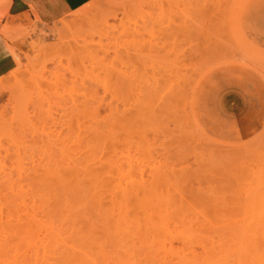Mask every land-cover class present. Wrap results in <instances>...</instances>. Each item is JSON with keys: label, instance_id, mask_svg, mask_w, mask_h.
Returning a JSON list of instances; mask_svg holds the SVG:
<instances>
[{"label": "rangeland", "instance_id": "rangeland-1", "mask_svg": "<svg viewBox=\"0 0 264 264\" xmlns=\"http://www.w3.org/2000/svg\"><path fill=\"white\" fill-rule=\"evenodd\" d=\"M224 1L2 25L21 60L0 79V157L41 264H264V0Z\"/></svg>", "mask_w": 264, "mask_h": 264}, {"label": "bare ground", "instance_id": "bare-ground-1", "mask_svg": "<svg viewBox=\"0 0 264 264\" xmlns=\"http://www.w3.org/2000/svg\"><path fill=\"white\" fill-rule=\"evenodd\" d=\"M203 2V0H202ZM223 2H225L223 0ZM206 3H208V1H206ZM212 3V2H210ZM227 3V2H226ZM203 4V3H202ZM207 5V4H206ZM209 5L211 6V4H208L207 5V8L209 7ZM200 6H202L200 4ZM204 6V5H203ZM215 6V5H213ZM222 6V5H220ZM217 7V6H216ZM223 7V6H222ZM206 8V6L204 7V9ZM207 8L205 10H200L201 12L200 13H205V12H210L212 9L210 8V10ZM214 9V7H212ZM220 8V7H219ZM227 8V7H226ZM203 9V7H202ZM223 10V9H222ZM224 10H226L224 8ZM82 13V16L81 17H86L90 14L91 10L90 9H83L81 8L80 10H78ZM76 11V12H78ZM205 11V12H204ZM215 10H212L211 12H213ZM75 12V13H76ZM207 12V13H208ZM92 13V12H91ZM94 13V12H93ZM226 13V12H225ZM80 14V13H79ZM75 15V14H74ZM209 17V16H208ZM213 17V16H212ZM202 18V17H201ZM210 18V17H209ZM262 19V20H261ZM212 20V18H211ZM226 20H227V17H226ZM242 20H244V17L242 18ZM262 22H261V21ZM204 21V19H203ZM206 22V20H205ZM104 23V22H103ZM108 23V22H107ZM204 23V22H203ZM208 23V21H207ZM241 23V22H240ZM264 25V17L263 18H259L258 19V27H259V31L256 32V35H254L253 33V37L254 39H258V41L260 42L259 45L260 46H264V38L262 35H257V33H263V30H262V27L261 25ZM214 24V23H213ZM243 24H244V21H243ZM66 25V23H64V26ZM103 25V24H102ZM105 25V23H104ZM215 26V24H214ZM106 27V26H105ZM111 28V27H110ZM2 32L4 33V35H9L10 31L4 29L2 30ZM33 32H36L35 30H33ZM249 33V32H248ZM90 34V33H89ZM251 34V33H249ZM251 34V35H252ZM264 34V33H263ZM94 37V36H93ZM170 37V36H169ZM82 41V40H81ZM74 42V41H73ZM156 42V41H155ZM158 42V41H157ZM72 43V42H71ZM154 43V42H153ZM150 44V43H149ZM41 45V44H40ZM162 45V44H160ZM171 45V44H170ZM152 46V45H151ZM37 47V46H36ZM167 48V46H164ZM51 49V50H54V57L58 56L60 52V48H56V47H48V46H43V49L44 51L46 49ZM162 48V47H161ZM170 48V46H169ZM42 49V50H43ZM76 49V48H75ZM156 49V48H155ZM160 49V47H159ZM71 50V49H69ZM161 50V49H160ZM168 50V49H167ZM170 50V49H169ZM13 51L14 53L16 54L19 62L21 60V56L16 52V49L15 47H13ZM152 51V50H151ZM159 50H157L158 52ZM59 53V54H58ZM168 56V55H167ZM164 58H167L166 56H163ZM161 58V57H159ZM59 59V58H58ZM163 59V58H162ZM168 59V58H167ZM166 59V60H167ZM71 60V59H70ZM36 62V61H35ZM57 62V61H56ZM39 63V62H38ZM61 63V62H60ZM148 63V62H147ZM150 65L152 64L151 62H149ZM164 63H167V65L170 63V62H164ZM56 64V63H55ZM63 65V64H62ZM171 65V64H170ZM60 66V64L58 65ZM19 67V66H18ZM147 67V66H146ZM164 67H165V64H164ZM171 67V66H170ZM47 68V66L44 67V70ZM157 68V67H156ZM155 68V69H156ZM148 69V68H146ZM159 69V68H158ZM170 69V68H169ZM163 70H166V68H164ZM161 71V70H160ZM146 72V71H145ZM15 74H18V72H14V78L16 80V78L18 79L17 75ZM6 76V75H5ZM4 77V76H3ZM3 77H1L0 79H2ZM27 81V80H26ZM136 81V80H135ZM19 86L21 85V83L19 81H17ZM149 82V81H148ZM146 83V82H145ZM44 84V83H43ZM155 84V83H154ZM160 84V83H159ZM14 85V84H13ZM25 85V84H24ZM15 86V85H14ZM137 86V85H136ZM152 87V85H150ZM37 87V86H36ZM34 87V88H36ZM149 87V86H148ZM149 87V88H151ZM155 88V86H153ZM152 87V88H153ZM158 87V85H157ZM160 87V86H159ZM1 88V87H0ZM16 87H14L15 89ZM141 88V87H140ZM151 88V89H152ZM8 89V88H7ZM37 89V88H36ZM159 89V88H158ZM155 90V89H154ZM16 91V89H15ZM16 93V92H15ZM28 94V93H27ZM150 104V103H149ZM76 105V104H75ZM9 158L11 159V157L9 156ZM77 159V158H76ZM72 162H73V159H72ZM78 162V161H77ZM76 163V162H75ZM77 164V163H76ZM72 165V164H70ZM21 169H24V168H21ZM14 168L12 167V165H7L5 163V160L4 158L0 157V264H41V261L38 259V252L41 251L40 249V243L42 242V239L40 237V240H38L39 236H37V232L35 233L36 235H34V232L32 229H34L32 227V225L30 224V217L26 214H20L21 211H28L27 209L28 206L26 204V202L22 199V200H19V194L17 192H20V189H18V185H17V179H15V173L14 172ZM21 171V170H20ZM26 172V171H25ZM24 172V173H25ZM28 172V171H27ZM21 174H23L21 172ZM21 178H23L20 174H18ZM25 175V174H24ZM23 175V176H24ZM19 176H17L19 178ZM19 180V179H18ZM20 185L22 186L21 190H23V185L21 184L20 182ZM20 187V186H19ZM18 190V191H17ZM22 194V193H21ZM18 195V197H17ZM23 197V196H22ZM28 203V202H27ZM29 205V204H28ZM30 207V206H29ZM31 209V207H30ZM19 211V212H18ZM31 212V210L29 211V213ZM25 213V212H23ZM28 213V212H27ZM31 214V213H30ZM33 214V213H32ZM31 214V215H32ZM34 216V215H33ZM37 216V215H36ZM35 217V216H34ZM34 219V218H33ZM37 226V225H36ZM42 226V225H41ZM46 228H49V227H46ZM31 229V230H30ZM52 229V228H51ZM50 229V230H51ZM32 231V232H31ZM33 233V235H32ZM40 235V234H39ZM33 237V238H32ZM47 238V237H46ZM58 238V237H57ZM34 239L37 240V241H40L39 243H37L36 241L34 242ZM33 240V241H32ZM50 240V239H49ZM53 240V239H52ZM61 240V239H59ZM31 242H33V244L37 243V245H39V249H36L35 247L36 246H32L33 248H35L33 250V248L31 247ZM47 242V240H46ZM51 242V241H50ZM61 243V242H60ZM32 244V245H33ZM63 244V243H62ZM42 245V244H41ZM51 246V245H50ZM57 246V245H55ZM61 246V245H60ZM77 247V246H76ZM38 248V246H37ZM61 248V247H60ZM69 249V247H67ZM81 248V247H80ZM65 251H66V246H65ZM49 250V249H48ZM51 251V250H50ZM70 251V249H69ZM56 252V251H55ZM47 253V251H46ZM49 253V252H48ZM69 254V252L66 251V254ZM40 254V252H39ZM70 254H73V253H70ZM77 254V253H76ZM80 254V253H79ZM54 255V253H53ZM52 255V256H53ZM56 255V254H55ZM78 255V254H77ZM48 256V255H47ZM75 256V255H74ZM84 255H82V258H83ZM49 258H53V257H50ZM55 258V257H54ZM73 258V257H72ZM76 258V257H75ZM77 258H80L79 256ZM81 259V258H80ZM56 262L52 261V263L54 262L55 264H63V263H67L71 264V262H73L72 260L69 261L67 260V257L64 256L63 252L62 254L59 256V257H56L54 259ZM76 260V259H75ZM50 261V260H49ZM48 261V262H49ZM78 261V260H77ZM80 261V260H79ZM86 260H84L85 262ZM40 262V263H39ZM51 262V261H50ZM87 262V261H86ZM44 262H42L43 264ZM83 263V262H82ZM46 264V263H44ZM74 264V262H73ZM76 264V263H75ZM87 264V263H86Z\"/></svg>", "mask_w": 264, "mask_h": 264}, {"label": "crops", "instance_id": "crops-1", "mask_svg": "<svg viewBox=\"0 0 264 264\" xmlns=\"http://www.w3.org/2000/svg\"><path fill=\"white\" fill-rule=\"evenodd\" d=\"M93 0H0V78L13 71L20 62L2 25L28 24L36 20L44 28H54L66 17L88 6Z\"/></svg>", "mask_w": 264, "mask_h": 264}]
</instances>
